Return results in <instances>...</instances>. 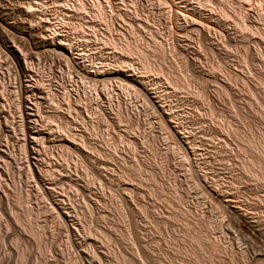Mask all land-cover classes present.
<instances>
[{"label":"rangeland","instance_id":"1","mask_svg":"<svg viewBox=\"0 0 264 264\" xmlns=\"http://www.w3.org/2000/svg\"><path fill=\"white\" fill-rule=\"evenodd\" d=\"M176 1L0 0V264H264V40Z\"/></svg>","mask_w":264,"mask_h":264},{"label":"bare ground","instance_id":"2","mask_svg":"<svg viewBox=\"0 0 264 264\" xmlns=\"http://www.w3.org/2000/svg\"><path fill=\"white\" fill-rule=\"evenodd\" d=\"M163 1L165 2L166 5H168V6H169V5H173V6H175V8H176L177 2H178V1H176V0H163ZM258 1H259V0H258ZM262 1H263V0H262ZM206 2H207V0H206ZM206 2H203V5H206ZM208 2H209V1H208ZM251 2H254V1H252V0H234L233 3L230 5V6H231V10L229 9L230 11H232V13L228 11V8H227L226 10L228 11V13H231V14H233V16H236L235 19L233 18V19H234L233 24H234V26H235V29H238V30L241 31V32H243L244 30H248L251 34H255V35L257 34L262 40H264V31L258 33L257 30H256V32H255L254 28H253V30L250 29V27L247 28L248 26L244 25L243 22L240 21L241 19L239 20L240 16H241L242 14L244 15V13H243V9H245L246 6H250V5H251V4H250ZM36 3H37V2H36ZM178 3L181 4L180 2H178ZM199 4H200V3H199ZM207 4H208V3H207ZM253 4H254V3H253ZM30 5H31V4H30ZM72 5H73V4H72ZM77 5H78V4H77ZM181 5H182V4H181ZM186 5H187V4H186ZM201 5H202V4H201ZM256 5H257V4H256ZM256 5H252V7H253V6L255 7ZM79 6H80V5H79ZM79 6H77V7H79ZM168 6H167V8H168ZM173 6H172V7H173ZM178 6H179V5H178ZM178 6H177V7H178ZM207 6H208V5H207ZM207 6H204V7H207ZM27 7H29V6H27ZM30 7H31V6H30ZM81 7H82V5H81L78 9H79V11L83 12V10H84L83 8H84V7H82V8H81ZM170 7H171V6H169V8H170ZM198 7H199V6H198ZM201 7H202V6H201ZM252 7H251V9H250V8H249V9L252 10ZM254 7H253V8H254ZM256 7H257V6H256ZM73 8H74V7H73ZM27 9H29V8H27ZM30 9H31V8H30ZM30 9H29V10H30ZM78 9H77V10H78ZM82 9H83V10H82ZM200 9H201V8H200ZM260 9H261V8H260ZM260 9H259V10H260ZM35 10H36V9H35ZM75 10H76V9H75ZM170 10H171V8H170ZM172 10H173V8H172ZM184 10H185V9H184ZM184 10H183V11H184ZM253 10H255V9H253ZM79 11H78V12H79ZM174 11H176V10L174 9ZM177 11H178V10H177ZM177 11H176V12H177ZM186 11H187V10H186ZM245 11H246V10H244V12H245ZM25 12H26V11H25ZM30 12H31V11H30ZM30 12H29V13H30ZM188 12H189V10H188ZM248 12H249V11H248ZM248 12H247V13H248ZM258 12H259V11H258ZM261 12H262V11H261ZM27 13H28V12H27ZM29 13H28V14H29ZM173 13H174V12H173ZM186 13H187V12H186ZM228 13H226V11H225L224 16L227 17ZM245 13H246V12H245ZM176 14H178V13H176ZM192 14H193V12H192ZM261 14H262V16H264L263 13H261ZM26 15H27V14H26ZM222 15H223V13H222ZM243 15H242V16H243ZM258 15H259V13H258ZM31 16H32V15H31ZM176 16L178 17V18L176 17V19H178V20H179V19H180V20H184V19L187 17V15H186V17H185L184 14H183V15L178 14V15H176ZM242 16H241V17H242ZM248 16H249V15H248ZM260 16H261V15H260ZM37 17H38V16H37ZM188 17H189V16H188ZM188 17H187V18H188ZM238 17H239V18H238ZM245 17H247V16H245ZM189 18H190V17H189ZM227 18H228V17H227ZM29 19H30V18H29ZM224 19H225V18H224ZM233 19H232V20H233ZM243 19H244V16H243ZM32 20H33V19H32ZM189 20L194 21V20L191 19V18H190ZM227 20H228V19H227ZM192 21H191V23H193V26H194V23H195V22L197 23L198 20H196L195 22H192ZM25 22H26V21H25ZM183 22H184V21H183ZM186 22H187V21H186ZM200 23H201V22H200ZM200 23H199V24H200ZM199 24H198V25H199ZM200 25H202V24H200ZM19 26H20V25H19ZM195 26H196V25H195ZM202 26H203V25H202ZM32 27H33V26H32ZM34 27H35V26H34ZM197 27L200 29L199 26H197ZM197 27H196V28H197ZM45 28H46V27H45ZM204 28H205V27H204ZM209 28H210V27H209ZM251 28H252V27H251ZM207 29H208V27H207ZM30 30H31V29H30ZM238 30H237V31H238ZM27 31H28V30H27ZM43 31H44V30H43ZM248 31H247V32L244 31V32L249 33ZM241 32H240V33H241ZM244 32H243V33H244ZM244 35H245V34H244ZM249 36H250V35H249ZM13 37H15V36H13ZM39 38H40V37H39ZM9 39H10V38H9ZM9 39H8V40H9ZM18 39H19V38H18ZM20 39H21V38H20ZM41 39H42V38H41ZM41 39H40V40H41ZM10 40H11V39H10ZM21 40H22V39H21ZM21 40H20V41H21ZM38 40H39V39H38ZM43 40H45V39H43ZM12 41H13V40H12ZM14 41H15V40H14ZM16 41H17V39H16ZM20 41H17V42H20ZM41 41H42V40H41ZM41 41H38V44H40V45H44V47L50 45V44L47 43L46 41H45V42H44V41L41 42ZM17 42H16V43L14 42V44H17V47L20 46V45L23 46V47H25L24 44L22 45V44L19 43L20 45H18ZM35 42H37V41H35ZM50 42H51V41H50ZM10 43H11V42H10ZM22 43H23V42H22ZM12 44H13V42H12ZM36 45H37V44H36ZM14 47H16V45H15ZM12 48H13V47H12ZM17 49H18V48H17ZM19 49H20V47H19ZM21 49L25 50L24 48H21ZM122 49H123V47H122ZM122 49H121V50H122ZM10 50H11V49H10ZM121 50H119V51H121ZM13 51H14V49H13ZM25 51H26V50H25ZM20 52H22V51H20ZM12 53H13V52H12ZM18 53H19V52H18ZM22 53H23V52H22ZM22 53H21V54H22ZM13 54H15V53H13ZM20 57H21V56H20ZM28 57H30V56H28ZM28 57H26V58L28 59ZM23 59H24V58H23ZM24 60H25V59H24ZM30 60H31V57H30ZM33 60H34V59L32 58L31 61L34 62ZM17 61H18V60H17ZM19 61H21V59H20ZM25 61H26V60H25ZM45 61H46V60H45ZM21 62H22V61H21ZM23 63H25V62H23ZM25 64H26V63H25ZM20 65H21V64H20ZM23 65H24V64H23ZM25 67H26V65H25ZM20 68H21V67H20ZM23 68H24V66H23ZM55 68H56V67H55ZM21 70H22V69H21ZM53 70H54V69H53ZM144 70H145L146 72H148V69H144ZM24 71H25V70H24ZM146 72H144V73H146ZM24 76H25V75H24ZM0 78H1V77H0ZM23 78H24V77H23ZM14 79H15V78H14ZM16 79H17V77H16ZM17 80H18V79H17ZM4 81H5V79H4ZM102 81H103V80H102ZM25 82H26V81H25ZM2 85H3V84H2ZM19 85H20V84H19ZM14 87H15V86H14ZM19 87H20V86H19ZM21 87H22V86H21ZM17 88H18V87H17ZM17 91H18V90H17ZM6 92H7V91H6ZM18 92H19V91H18ZM4 93H5V92H4ZM9 93H10V92H9ZM9 93H8V94H9ZM13 93H14V92H13ZM19 93H21V92H19ZM19 93H18V94H19ZM10 94H11V93H10ZM7 96H8V95H7ZM17 96H19V95H16V97H17ZM28 96H29V95H28ZM8 97H9V96H8ZM10 97H11V96H10ZM10 97H9V98H10ZM25 97H26V96H25ZM17 98H19V97H17ZM20 98H23V97H20ZM20 98H19V99H20ZM27 98H28V97H27ZM27 98H26V99H27ZM12 99H13V97H12ZM14 99H15V97H14ZM24 100H25V99H24ZM19 102H20V101H19ZM22 103H23V102H22ZM20 105H21V103H20ZM26 105H27V104H26ZM18 106H19V105H18ZM21 107H22V106H21ZM21 107H20V109H21ZM16 108H17V107H16ZM18 108H19V107H18ZM26 108H27V107H26ZM20 109H19V110H20ZM37 109H38V108H37ZM26 110H27V109H26ZM15 111H17V109H16ZM1 112H2V111H1ZM20 112H23V110L20 111ZM20 112L18 111L17 114H18V113H19V114H22V113H20ZM14 113H15V112H14ZM19 114H18V115H19ZM38 115H39V114H38ZM23 116H24V115H23ZM26 117H27V115H26ZM23 118H24V117H23ZM27 118H29V116H28ZM0 119H1V118H0ZM23 120H24V119H23ZM20 121H22V120H20ZM20 121H19V122H20ZM31 121H32V120H31ZM26 122H27V121H26ZM4 124H5V123H4ZM12 124H13V123H12ZM22 124H23V123H22ZM24 124H25V123H24ZM31 124H32V123H31ZM31 124H30L29 121L25 124V125H27V127H26V128H27V132H26V134H27L28 137H31V136L33 137V136H34V135H33L34 133H33V131H32L33 129H31V127H30ZM20 125H21V124H20ZM21 126H22V125H21ZM24 127H25V126H24ZM24 127H23V129H24ZM32 127H33V125H32ZM25 131H26V129H25ZM25 131H23V132L25 133ZM24 133H23V134H24ZM24 135H25V134H24ZM24 135H23V136H24ZM28 137H27V138H28ZM32 137H31V138H32ZM31 138H30V142H29V141H26V142H28L27 145H30V144L32 145V143H34V142H33L34 140L31 141ZM32 139H33V138H32ZM24 144H25V140H24ZM15 145H16V144H15ZM25 146H26V145H25ZM33 146H34V145H33ZM51 146H52V144H51ZM23 147H24V146H23ZM24 148H26V147H24ZM27 149H28V148H27ZM32 149H34V148L32 147ZM30 150H31V148H30L29 150H27V151H30ZM25 151H26V150H25ZM32 151H34V150H32ZM36 152H37V151H36ZM25 153H26V152H25ZM27 153H28V152H27ZM30 153H32V152H30ZM33 153H34V152H33ZM28 154H29V153H28ZM28 154H27V156H28V158H29V155H28ZM32 156H33V155H32ZM32 156H31V157H32ZM28 158L26 157V159H28ZM29 159H30V158H29ZM31 159H32V158H31ZM35 159H36V158H35ZM26 161H27V160H26ZM29 161H30V160H29ZM29 166H30V165H29ZM34 166H35V165H34ZM34 166H33V167H34ZM33 167H32V168H33ZM21 168H23V167H21ZM36 168H37V167H36ZM23 169H24V168H23ZM24 170H25V169H24ZM29 170H30V169H29ZM32 170H35V169H32ZM37 170H38V169H36V171H37ZM33 172H35V171H33ZM33 172H32V174H35V173H33ZM22 173H24V172H22ZM26 173H27V172H26ZM26 173H25V174H26ZM36 173H37V172H36ZM37 174H38V173H37ZM0 175H1V174H0ZM2 175H3V174H2ZM27 175H28V174H27ZM35 176H36V175H35ZM37 176H38V175H37ZM37 176H36V177H37ZM36 177H35V178H36ZM41 178H42V177H41ZM41 178H40V179H41ZM1 179H2V178H1ZM51 179H52V178H51ZM29 180H30V179H29ZM42 181H44V180H42ZM38 182H39V180H38ZM44 186H45V185H44ZM42 189H43V188H42ZM45 189H46V188H45ZM34 190H35V189H34ZM50 190H51V188H50ZM50 190H49V191H50ZM53 190H54V189H53ZM34 192H35V191H34ZM0 194H1V190H0ZM32 233H33V234H31V235H33L36 239H38L37 234L34 233V231H33ZM1 250H2V249H1ZM0 259H1V258H0Z\"/></svg>","mask_w":264,"mask_h":264}]
</instances>
